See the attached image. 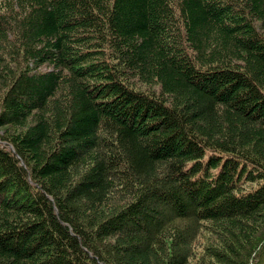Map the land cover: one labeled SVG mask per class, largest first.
I'll list each match as a JSON object with an SVG mask.
<instances>
[{
    "label": "trees",
    "instance_id": "obj_1",
    "mask_svg": "<svg viewBox=\"0 0 264 264\" xmlns=\"http://www.w3.org/2000/svg\"><path fill=\"white\" fill-rule=\"evenodd\" d=\"M0 130V264H264V0H0Z\"/></svg>",
    "mask_w": 264,
    "mask_h": 264
},
{
    "label": "rangeland",
    "instance_id": "obj_2",
    "mask_svg": "<svg viewBox=\"0 0 264 264\" xmlns=\"http://www.w3.org/2000/svg\"><path fill=\"white\" fill-rule=\"evenodd\" d=\"M1 130H0V134H1ZM0 144H1V146H4L5 145V143L4 142H0ZM7 148H9L10 149V146L9 145H7ZM194 264V263H193ZM250 264H255V262H250Z\"/></svg>",
    "mask_w": 264,
    "mask_h": 264
}]
</instances>
